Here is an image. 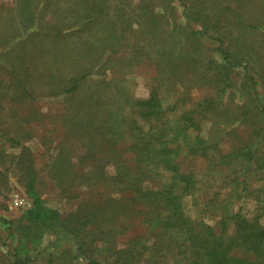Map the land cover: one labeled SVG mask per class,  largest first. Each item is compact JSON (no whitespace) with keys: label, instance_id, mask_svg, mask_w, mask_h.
Masks as SVG:
<instances>
[{"label":"rangeland","instance_id":"obj_1","mask_svg":"<svg viewBox=\"0 0 264 264\" xmlns=\"http://www.w3.org/2000/svg\"><path fill=\"white\" fill-rule=\"evenodd\" d=\"M17 5L18 0H0V36L8 38L14 26L21 34L27 32L29 35L26 40H13L15 45L12 49L8 43L10 49L6 54L4 50L7 48L0 44V66H5L3 64L7 61V66L15 70L13 73L9 68L0 69V264H8L11 259L9 250L22 246L20 228L23 225H19L18 219L31 202L25 194V180H34L37 191L48 205L56 208L61 218L66 219L70 227L74 226L76 234L87 240V231L92 227L82 228L79 224L84 219V212L91 209L98 197L132 198L127 192H120L118 185L106 181L112 176L111 166H106L105 173L92 168L88 173L91 177L83 180V173L89 166L78 159L83 148L79 136L70 129L77 118L82 124L79 130L88 127L87 115L106 107L108 102L112 111L120 108L130 112L133 99L149 95L151 86L159 81L155 64L159 60L156 51L160 42L158 36L156 41L151 42L148 28L155 30L163 27V38L173 29L174 38L178 40L180 36L183 39L182 51L193 47L197 53L198 61L194 67L193 62L189 64L190 69L185 66L187 73L176 77L175 84L161 74L164 95L174 100L183 94L186 108L203 97L204 87L198 84L201 80L197 69L203 70L207 58L212 56V48L217 43L210 38L222 41L232 54L230 58H242L243 62H247L249 74L264 82V0H50L48 3L47 0H34L32 12L35 17L37 14L41 16L43 23L53 24L70 11L76 13L77 18L79 16L80 24L75 23V28L90 32L94 45L101 52L99 57L106 50L102 58L96 59V64L82 57L83 52L70 38L61 39L56 34H49L56 29L42 30L35 23L24 29L19 25ZM118 16L121 23L111 24ZM83 19L97 22L90 21L91 25L86 26L82 24ZM144 21H148L149 26ZM184 26H188V31L199 30L203 33L202 37L191 40L197 36L186 33ZM155 31L160 34L159 29ZM67 45L70 49L66 50ZM144 46L148 48V55L140 50ZM216 58L222 62L219 55ZM159 61L163 63L162 58ZM90 64L95 65L91 69L92 76L83 79L74 94L57 95L62 87L69 84L70 77L75 76L77 65ZM223 74L228 76L231 85L220 92V97L217 95L214 98L221 106L210 111V116L200 122L204 133L212 129V116L216 117L217 127L220 128L228 127L226 115L234 112L235 117H241L243 109L237 106L250 96L242 83L245 76L242 67L225 70ZM166 85L171 88L167 90ZM257 87L263 97L264 83ZM214 88L217 87L213 86L204 93L215 96L218 90ZM100 102L104 105L98 104ZM246 116L248 120L244 119ZM246 116L242 120L236 119L231 128L238 131L231 132L219 143L222 153L247 137L252 127L248 122L252 113ZM139 122L145 127L143 120ZM11 138L18 143H11ZM67 153L75 163L71 169L81 177L77 180L70 179L73 176L70 170L67 169L65 175L59 171V158ZM248 176L246 197L235 201L234 210L240 205L243 214L258 215V221L264 225V172L250 170ZM196 178L204 188L211 185L203 172L197 171ZM149 185L148 182L143 183L145 188ZM223 191L222 195L230 192L228 188ZM14 199L19 200V204L15 205ZM185 207L192 213L188 197ZM2 219L12 222V225ZM206 221L214 226L216 224L212 216ZM8 228L12 231L10 236ZM144 231L141 226H133L120 234L118 241L125 240L128 235L144 234ZM230 231L232 226L228 228ZM74 242L70 235L61 231L44 234L41 242L29 250L31 261L34 264H85L86 260L79 254ZM89 247H93L92 244ZM100 249L91 251L88 248V252L101 259L103 254Z\"/></svg>","mask_w":264,"mask_h":264},{"label":"trees","instance_id":"obj_2","mask_svg":"<svg viewBox=\"0 0 264 264\" xmlns=\"http://www.w3.org/2000/svg\"><path fill=\"white\" fill-rule=\"evenodd\" d=\"M33 3L34 0H18L20 26L26 29L35 23L42 30L56 29L49 34H56L61 39L70 38L83 52L82 57L95 63L101 52H98L89 31L83 32L75 28V23L80 24L76 13L70 11L53 24H47L42 22V17L38 14L35 17L32 12ZM82 21V24L89 26L92 20ZM117 21L121 23V17L118 16L111 24H116ZM186 27L188 28L183 27L186 33L197 36L191 40L202 37L203 33L199 30L188 31ZM158 29L160 34L155 33ZM158 29L148 28L147 32L148 38L152 37L151 42L156 41L158 36L160 46L156 54L159 60H163L162 64L159 60L155 64L159 81L151 86L149 95L133 99L130 112H124L120 108L112 111L108 102L106 107L87 115L88 127L79 130L82 124L81 119L77 118L70 129L79 136L83 148H80L78 159L87 162L89 166L83 173V180L91 177L88 173L93 169L97 168L105 173L106 166H111L112 176L106 181L111 185H118L120 192H127L132 198L110 195L107 198L98 197L91 209L84 212V219L79 224L82 228L92 227L87 231V240L76 234L74 226L70 227L56 208L48 205L37 191L34 180H25V194L31 202L18 219L19 225H23L20 228L23 233L22 246L8 251L11 257L8 264H34L29 250L41 242L44 234L56 230L70 235L79 254L85 258V264H264V225L258 221V215L243 214L240 205L234 210L235 201L246 197L248 171L264 172V96L261 97L257 87L264 82L249 74L245 60L243 62L242 58H230L232 54L223 46L222 41L210 38L217 43L212 48V56L207 58L203 70L197 69L201 80L198 84L204 87L203 97L194 100L186 108L183 94H179L174 100L164 95L163 84H160L161 74L166 75L167 81L175 84L176 77L187 73L184 71L185 66L187 69L193 62L194 67V63L198 61L197 53L193 47L182 51L180 47L183 39L179 36L176 40L173 29L165 38L162 37L164 28ZM27 35V32L21 34L18 27L14 26L8 38L0 36V44L7 48L4 50L5 54L15 45V39H29ZM8 43L10 47L7 46ZM64 49H70V46L67 45ZM140 50L149 54L145 46ZM102 54L99 58H102ZM218 55L223 63L217 60ZM3 65L5 66H0V69L9 68L15 73L12 67L7 66V61ZM94 66L77 65V73L70 77L69 84L62 87L57 95L74 94L79 83L92 76L91 69ZM239 66L245 71L242 83L250 94L241 106H237L243 109L241 117H235L234 112L226 115L228 127L220 128L217 127L216 117L212 116V129L204 133L200 122L210 116V111L221 106L214 98L231 85L223 71ZM75 67L74 63L73 68ZM213 86L217 87L214 89L218 92L215 96H207L204 92H208ZM165 87L167 90L171 88L168 85ZM98 104L104 105L103 102ZM247 113H252L248 121L252 127L248 130L247 137L239 144L238 140L230 150L222 153L219 143L231 132L238 131L231 128L232 123L236 119L242 120ZM244 119L248 120V117ZM139 120L144 121L145 127ZM10 141L18 143L14 138ZM59 163V171L63 175L68 169L73 173L71 180L81 178L71 169L75 163L68 153L60 156ZM197 171L206 174L210 186L202 187L203 184L196 178ZM144 182L150 185L145 188ZM227 188L230 192L222 195ZM187 197L192 205V213L185 207ZM209 216L216 219L215 226L206 221ZM2 221L12 225L8 220ZM133 226L143 227L144 234L128 235L125 240L118 241V236ZM229 226H232L230 232ZM7 233L10 236L12 231L8 228ZM90 244L93 247H89ZM88 248L91 251L101 248L103 258L91 256Z\"/></svg>","mask_w":264,"mask_h":264},{"label":"built area","instance_id":"obj_3","mask_svg":"<svg viewBox=\"0 0 264 264\" xmlns=\"http://www.w3.org/2000/svg\"><path fill=\"white\" fill-rule=\"evenodd\" d=\"M14 204H15V205L19 204V200L14 199Z\"/></svg>","mask_w":264,"mask_h":264}]
</instances>
